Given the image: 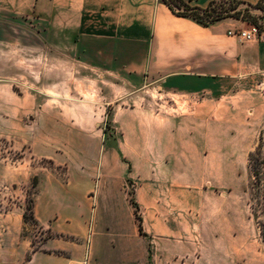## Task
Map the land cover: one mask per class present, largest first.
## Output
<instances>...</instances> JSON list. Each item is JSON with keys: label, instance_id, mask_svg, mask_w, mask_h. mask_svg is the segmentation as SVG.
<instances>
[{"label": "crops", "instance_id": "obj_1", "mask_svg": "<svg viewBox=\"0 0 264 264\" xmlns=\"http://www.w3.org/2000/svg\"><path fill=\"white\" fill-rule=\"evenodd\" d=\"M20 22L36 42L3 38ZM243 24L225 16L204 25L163 0H0V112L45 121V105L19 106L25 94L14 89L18 65L27 73L35 64L38 93L99 97L92 104L109 108L112 123L100 141H77L66 182L40 178L34 219L50 235L39 248L22 234L21 207L1 215L0 264H264V236L231 183L236 153L200 133L218 127V99L244 78L247 111H264V41L238 35ZM82 111L75 127L100 128L94 108ZM30 144L60 162L51 138ZM99 198L103 216L92 221Z\"/></svg>", "mask_w": 264, "mask_h": 264}, {"label": "rangeland", "instance_id": "obj_2", "mask_svg": "<svg viewBox=\"0 0 264 264\" xmlns=\"http://www.w3.org/2000/svg\"><path fill=\"white\" fill-rule=\"evenodd\" d=\"M241 7L248 9L241 15L245 29L252 26H256L260 30L264 29V10L247 5H241ZM30 29V25L20 22V25H15L14 28L5 25L1 34L5 39L13 40L15 38L36 42L38 36L33 33V29ZM33 56H37V53L31 51L30 58ZM18 66L14 89L20 94H25L21 97L19 106H25L29 101L36 102V106L42 103L45 105L43 109H45L47 117L44 122H41L38 119V111L0 112V217L8 210L18 211V207H21L24 221L22 234L29 236L32 248L37 249L42 241L50 235V232L41 229L34 219V198L40 178L42 177L46 182L56 178L61 182H66L70 178V174L64 161L70 162L69 154L72 155L78 151L76 143L79 139L95 136L100 141L103 136L111 134V111L109 108H106L104 112L98 111L96 105L92 104L94 100L99 101V97L95 96L80 93L73 96L38 93L40 81L35 69L37 65H28L27 73L24 72L23 65ZM49 82L54 83V81ZM53 86L54 84L51 85V87ZM29 87L35 93L34 95L27 94L30 90ZM59 90L61 91V89ZM234 104H236L235 109L225 110V107L234 106ZM218 105H220L218 127L201 128L200 133L204 134L205 130L207 136L218 134V152L223 150L236 153L233 163L236 164L238 175L233 176L234 181L231 183L236 189H244V193H238L239 199L247 202L248 215L255 219L256 230L264 236V111L258 113V117L252 116L247 111L245 78L240 81L234 95L231 96L230 93L228 96L223 95L218 99ZM92 108L95 109L96 119L100 121V128L75 127V122L71 120L81 118V114L84 113L81 110H88L92 114ZM35 116L36 121H32ZM54 119L59 121L61 126H51V120ZM194 130L191 129V131ZM46 138L55 141L57 152H61L57 156L60 161L57 164L49 158L35 155L31 148L30 142L44 141ZM252 150L255 151L252 168L256 170L257 177L252 174L251 163L248 159V153ZM128 196L132 197V187L129 184ZM93 206L92 221L96 217L103 216L102 198L95 199ZM88 210L91 211L89 207Z\"/></svg>", "mask_w": 264, "mask_h": 264}, {"label": "trees", "instance_id": "obj_3", "mask_svg": "<svg viewBox=\"0 0 264 264\" xmlns=\"http://www.w3.org/2000/svg\"><path fill=\"white\" fill-rule=\"evenodd\" d=\"M168 6L178 15H188L195 18L197 21L201 22L204 25L210 24L216 19L225 17V16H234L240 19H243L244 11H247V7L242 8L239 4L241 2L235 0H212L210 4L205 8H199L191 6L188 4L187 0H163ZM228 4L227 6H225ZM249 7H257L264 10V0H258L255 5H247ZM255 151L252 150L248 153V159L250 164V169L254 177H257L256 170L252 167V160L254 159ZM130 202L134 209V214L136 221L141 228V221L139 215H137L138 206L136 205L132 197L129 198ZM28 258V256H27Z\"/></svg>", "mask_w": 264, "mask_h": 264}, {"label": "built area", "instance_id": "obj_4", "mask_svg": "<svg viewBox=\"0 0 264 264\" xmlns=\"http://www.w3.org/2000/svg\"><path fill=\"white\" fill-rule=\"evenodd\" d=\"M243 39H258L264 41V29L260 30L256 26L237 32Z\"/></svg>", "mask_w": 264, "mask_h": 264}]
</instances>
